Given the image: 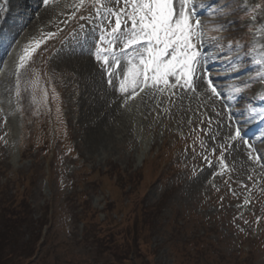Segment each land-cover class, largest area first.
Wrapping results in <instances>:
<instances>
[{
  "label": "rangeland",
  "instance_id": "rangeland-1",
  "mask_svg": "<svg viewBox=\"0 0 264 264\" xmlns=\"http://www.w3.org/2000/svg\"><path fill=\"white\" fill-rule=\"evenodd\" d=\"M19 2L9 0V11L0 18V45L4 40L0 51L10 50L9 36L17 28L19 38L28 28L34 34L20 52L33 39L40 41V47L22 70L19 105L14 68L6 77L8 67L0 74V219L4 208L15 228L6 235L0 257L15 254L10 261L0 258V264H264V167L248 159L252 148L228 139L230 121L206 91L207 85L195 93L153 89L138 107L123 94L125 110L120 105L125 98L118 97L113 117L96 124L98 111L95 106L91 109L96 91L100 94L104 86L118 96L117 84L105 82L93 56L89 55L91 64L100 74L96 80L94 70L82 73L62 57L81 49L73 36L81 25H89L78 17L94 16V9L89 6L70 19L75 9L62 12L57 5L48 8L51 17H41L37 24L39 14L35 19L30 14L32 3L25 20L12 15ZM203 2L215 52L234 60L239 49L235 45L251 42L252 16L264 17V0L253 15L249 12L260 0ZM37 3L47 8L40 0L33 5ZM221 28L225 30H217ZM48 33L56 35L49 39ZM251 58L247 53L237 59L238 66L247 67L244 62ZM253 74L258 80L260 71ZM97 84L101 88L95 91L92 86ZM257 87L244 82L230 85L242 102L241 116H248L249 108L256 106ZM57 89L65 107L59 109L63 123L59 125L58 114L54 127L46 101L48 92ZM10 130L25 159L13 153ZM39 146L44 147L43 155L33 151ZM222 148L226 168L219 164ZM262 151L264 159V143ZM84 201L94 209L83 210ZM246 206L251 208L247 214ZM104 207L105 213L97 216L96 210ZM82 215L90 224L82 222ZM120 224L124 234L118 231ZM254 227L262 235L256 240ZM130 239L138 246L133 253ZM120 240L121 245L114 247ZM119 245L126 249H118Z\"/></svg>",
  "mask_w": 264,
  "mask_h": 264
},
{
  "label": "snow or ice",
  "instance_id": "snow-or-ice-1",
  "mask_svg": "<svg viewBox=\"0 0 264 264\" xmlns=\"http://www.w3.org/2000/svg\"><path fill=\"white\" fill-rule=\"evenodd\" d=\"M35 2L36 0H29V3ZM40 2L47 7L59 3V0ZM8 5L9 0L0 2V18L9 11ZM89 6L94 9L95 15L78 17L80 20H87L89 27L81 25L80 31L73 39L83 52L93 56L100 64L110 86H114L113 78H118V91L121 94H128L127 99L134 98L139 94L137 90L143 92L145 88L155 89L161 93L173 89L195 92L204 84L207 85L206 91H209L212 97L221 99L223 92L217 90L216 81L210 76L212 69L209 64L224 61L219 65L223 71L245 70L242 67L238 68L237 60L212 55V48L205 41L201 26L202 7L196 0H73L71 4H65V7L75 9L70 19L77 18V13ZM28 14L29 9L24 0H20L16 9L12 11V15L21 20ZM255 20L256 16L253 15L252 21ZM55 35L48 33L47 38H54ZM39 47L40 41L33 39L21 49L18 58L13 62L15 101L18 105L22 100L20 91L22 70L27 69L33 53ZM230 50L234 49L230 47ZM2 63L3 61H0V64ZM244 63L250 66L251 61ZM257 64H264V56ZM117 67L121 69L120 72L115 71ZM260 82L264 83V76L260 78ZM37 84L38 80L32 81V88ZM236 91L239 92L240 89ZM175 94L174 92L173 95ZM44 98L45 100L47 98L46 91ZM32 101L35 103L34 96ZM252 112L254 116L249 119L234 117V114L228 117L230 121L228 139L247 145L250 149L252 146L249 139L245 138L246 126L252 124L255 118L264 120V111L256 112L253 109ZM210 124L211 121L209 126ZM224 151L226 149L222 148L219 164L226 168ZM253 151L249 152L248 159L264 167L262 157L254 155ZM204 159L210 167L213 166L207 157Z\"/></svg>",
  "mask_w": 264,
  "mask_h": 264
},
{
  "label": "bare ground",
  "instance_id": "bare-ground-1",
  "mask_svg": "<svg viewBox=\"0 0 264 264\" xmlns=\"http://www.w3.org/2000/svg\"><path fill=\"white\" fill-rule=\"evenodd\" d=\"M25 4L28 6V9H30L29 1L28 0L25 2ZM38 9H41V11L38 10ZM36 13L40 14V18L41 17H51V14H52L48 10V8H43L38 3L35 4V5H33V3H32L31 13H30L31 14V18H35V14ZM21 23H24V22H18L17 24L19 25ZM17 30H18V28H17ZM16 31H15V33H16ZM13 34H11L9 36V43L11 41V38H12V35ZM62 57L65 60H69L70 64H73V65L77 66V68H79V70L82 73H87L89 71L93 72V70H94V68H93V66L91 64V59H90L89 55L86 52H83L82 49H79V50L77 49V51H74L73 50L71 53L69 52L68 54L62 55ZM93 74H94L93 75L94 76V80H96L97 77H98V75H100L99 74V71H95V70H94ZM1 78L2 77H0V79ZM100 88H101V85H99V84H97V87H94V85L92 86V89L95 90V91L96 90H99ZM101 91L102 92L100 94H99V91H96V94H98L97 95L98 97L95 95L96 100H97L96 101V105L93 104L91 106V109H94V106H95V109H97V111H98V114L95 117V123L96 124H104V120H107L108 121L111 116L113 117V114H114V112L116 110V104H117V101H118V96L113 95V93H111L112 91L109 92L107 87L104 88V86H103V89ZM100 134L104 138L105 135L104 134L102 135L101 132H100ZM99 138H101V137L99 136Z\"/></svg>",
  "mask_w": 264,
  "mask_h": 264
},
{
  "label": "trees",
  "instance_id": "trees-1",
  "mask_svg": "<svg viewBox=\"0 0 264 264\" xmlns=\"http://www.w3.org/2000/svg\"><path fill=\"white\" fill-rule=\"evenodd\" d=\"M5 230H6V232H8L10 229H9V228H8V229L6 228ZM5 230L1 232V233H2V236H3V239L1 240V244H2L3 247H1V250H2V251L0 252V254H2L3 249H4V246H5V244L7 243V242H6L7 240H6V238H5V237H6ZM2 236H1V237H2ZM6 251H7V250H6ZM0 258L6 260L7 256H5V257H0ZM125 258H126V257H124V259H125ZM2 262H3V261H2ZM4 263H5V262H4Z\"/></svg>",
  "mask_w": 264,
  "mask_h": 264
}]
</instances>
